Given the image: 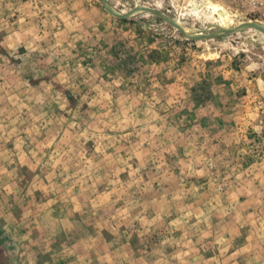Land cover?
I'll list each match as a JSON object with an SVG mask.
<instances>
[{"label": "rangeland", "instance_id": "obj_1", "mask_svg": "<svg viewBox=\"0 0 264 264\" xmlns=\"http://www.w3.org/2000/svg\"><path fill=\"white\" fill-rule=\"evenodd\" d=\"M248 23L251 0H0V264H264Z\"/></svg>", "mask_w": 264, "mask_h": 264}, {"label": "bare ground", "instance_id": "obj_2", "mask_svg": "<svg viewBox=\"0 0 264 264\" xmlns=\"http://www.w3.org/2000/svg\"><path fill=\"white\" fill-rule=\"evenodd\" d=\"M199 2V1H198ZM202 2V1H201ZM208 5H210L209 2H207ZM197 6H198V3H197ZM212 6V5H211ZM226 17H228V15H226ZM230 20V18L228 19ZM178 26H180V28H182L186 33H188L190 36L192 37H197L199 35H202L203 34V31L199 28H194V27H190V26H187V25H184L182 24L181 22L177 21L176 23ZM248 24H251V23H248ZM251 26H255V27H258V28H261L264 30V26H261L259 24H251Z\"/></svg>", "mask_w": 264, "mask_h": 264}, {"label": "built area", "instance_id": "obj_3", "mask_svg": "<svg viewBox=\"0 0 264 264\" xmlns=\"http://www.w3.org/2000/svg\"><path fill=\"white\" fill-rule=\"evenodd\" d=\"M217 1H225V0H217ZM254 5L261 4L262 7L264 8V0H251Z\"/></svg>", "mask_w": 264, "mask_h": 264}]
</instances>
